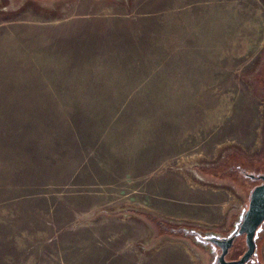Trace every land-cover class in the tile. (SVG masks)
<instances>
[{
    "label": "rangeland",
    "instance_id": "rangeland-1",
    "mask_svg": "<svg viewBox=\"0 0 264 264\" xmlns=\"http://www.w3.org/2000/svg\"><path fill=\"white\" fill-rule=\"evenodd\" d=\"M240 166L264 0H0V264H206L171 229L227 228Z\"/></svg>",
    "mask_w": 264,
    "mask_h": 264
},
{
    "label": "flooded vegetation",
    "instance_id": "flooded-vegetation-1",
    "mask_svg": "<svg viewBox=\"0 0 264 264\" xmlns=\"http://www.w3.org/2000/svg\"><path fill=\"white\" fill-rule=\"evenodd\" d=\"M257 169V168H255ZM241 181H247L245 205L235 215L230 216L227 228L221 230H194V229H171L175 234L179 232L188 238L195 247L202 252L205 251L206 264H223L227 262H238L249 249L246 232L241 233L242 219L250 204L251 196L254 190L264 183V170L252 171L254 173H246L245 168L238 167L232 171ZM179 229V230H177ZM210 230V229H208ZM264 220L256 227L251 236L253 248L250 256L241 264H264V258L261 255V249L264 245ZM230 245L226 248L227 242ZM224 253L223 260L220 257Z\"/></svg>",
    "mask_w": 264,
    "mask_h": 264
},
{
    "label": "water",
    "instance_id": "water-1",
    "mask_svg": "<svg viewBox=\"0 0 264 264\" xmlns=\"http://www.w3.org/2000/svg\"><path fill=\"white\" fill-rule=\"evenodd\" d=\"M264 180V179H263ZM264 220V183L256 188L251 196L250 204L247 211L242 219L241 233L246 232V238L248 241L249 249L244 254L242 259L238 262H227L223 264H241L250 256L253 248V241L251 239L252 234L254 233L256 227ZM230 241L227 242L226 248L230 245ZM223 251L220 261L223 260L224 253Z\"/></svg>",
    "mask_w": 264,
    "mask_h": 264
},
{
    "label": "crops",
    "instance_id": "crops-1",
    "mask_svg": "<svg viewBox=\"0 0 264 264\" xmlns=\"http://www.w3.org/2000/svg\"><path fill=\"white\" fill-rule=\"evenodd\" d=\"M173 261H176L175 258L170 259L168 263L157 262L156 264H179L178 261H176V262H173Z\"/></svg>",
    "mask_w": 264,
    "mask_h": 264
}]
</instances>
